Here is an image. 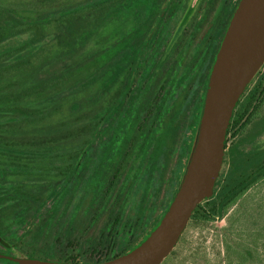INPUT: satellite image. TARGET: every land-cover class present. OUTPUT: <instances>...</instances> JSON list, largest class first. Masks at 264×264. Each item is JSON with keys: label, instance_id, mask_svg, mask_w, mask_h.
Listing matches in <instances>:
<instances>
[{"label": "rangeland", "instance_id": "rangeland-1", "mask_svg": "<svg viewBox=\"0 0 264 264\" xmlns=\"http://www.w3.org/2000/svg\"><path fill=\"white\" fill-rule=\"evenodd\" d=\"M180 1L174 0V4ZM96 2L0 0V191L5 198L22 196L1 206L0 235L18 241L23 251L35 255L52 247L54 255L61 256L87 238L98 237L115 210L124 211L125 219L137 218L143 162L135 150L125 159L123 152L114 163L105 164L93 183L81 187L79 179L44 213L35 215L36 203L62 180L72 153L90 140L96 117L113 102L126 78L128 67L118 81L112 79L115 53L123 46L124 35L130 38L135 29L138 37L146 32L140 21L135 24L129 18H115L81 50L79 40L98 12L90 8ZM202 2L196 10L192 6L180 10L169 22L170 33L177 32L176 26L186 25L178 43L183 56L174 50L143 97L142 106L157 92L173 62L185 63L202 41L221 0H214L198 20ZM9 10L20 17L17 33L11 36L6 28ZM179 33L171 40L175 42ZM31 39L32 46L18 51ZM102 50L105 55L95 64H85L87 55ZM253 82L255 85L257 79ZM260 117H264V106ZM254 125L243 135H230V144L246 136L247 144L264 147V133L252 135ZM121 161L124 168L113 180ZM263 227L264 182L229 208L222 219H191L163 264H264ZM244 248L253 251V260L244 259ZM100 253L105 255V251Z\"/></svg>", "mask_w": 264, "mask_h": 264}, {"label": "trees", "instance_id": "trees-1", "mask_svg": "<svg viewBox=\"0 0 264 264\" xmlns=\"http://www.w3.org/2000/svg\"><path fill=\"white\" fill-rule=\"evenodd\" d=\"M186 1L176 5L174 0H97L90 7L96 8L98 12L80 37L81 50L86 49L98 30L115 18H129L135 24L140 21V26L145 27L146 32L138 37L139 31L135 29L130 38L128 34L124 35L123 46L115 53L117 61L112 79L118 81L128 67L126 78L113 102L96 117L90 140L72 153L62 180L43 201L36 203L35 215L38 217L44 213L79 179L81 187L93 183L105 164L114 163L123 152L125 159L135 150L143 162L137 218L125 219L124 211L115 210V216L98 237L87 238L74 250L70 248L63 255L56 256L52 247L42 252V255L21 249L24 258L87 264L107 262L136 248L163 219L184 176L215 58L240 0L228 13L218 36L211 35L208 39L204 35L185 63L175 60L157 92L142 106L143 97L155 83L159 72L169 63L174 50L177 49L183 56L178 43L183 40L186 26L178 25L177 32L170 33L168 25L177 12L188 7L189 0ZM7 17V33L11 36L17 33L20 17L13 10L8 11ZM174 33H179L175 42L171 40ZM33 42L31 39L23 43L18 51L27 50ZM104 55L103 50L92 52L86 56L85 64L93 65ZM261 74L262 70L255 78L256 84L251 83L254 86L248 87L234 111L226 139L223 168L214 194L203 202L207 204L205 208L203 203L198 206L192 219L206 222L222 219L229 208L236 205L254 186L264 182V147L247 144L246 136L230 144V135L245 134L253 123L252 135L264 133V117H260L264 106V74ZM123 168L121 161L113 180L117 179ZM11 196L5 198L6 194L0 191V209L3 204L13 203L16 201L14 198L22 197ZM1 238L0 242L3 243L5 238ZM10 243L19 245L18 241ZM68 244L72 245L71 240ZM243 250L246 254L244 259L253 260V251L250 248ZM101 251H105V255ZM98 255L103 256L97 258Z\"/></svg>", "mask_w": 264, "mask_h": 264}, {"label": "water", "instance_id": "water-1", "mask_svg": "<svg viewBox=\"0 0 264 264\" xmlns=\"http://www.w3.org/2000/svg\"><path fill=\"white\" fill-rule=\"evenodd\" d=\"M263 67L264 0H241L215 58L191 155L168 211L132 251L107 262L88 264L164 263L180 242L195 210L213 196L234 111ZM13 264L87 263L22 258Z\"/></svg>", "mask_w": 264, "mask_h": 264}, {"label": "flooded vegetation", "instance_id": "flooded-vegetation-1", "mask_svg": "<svg viewBox=\"0 0 264 264\" xmlns=\"http://www.w3.org/2000/svg\"><path fill=\"white\" fill-rule=\"evenodd\" d=\"M181 1H183L184 3L187 2L186 0H181ZM199 1L200 0H195V3H193L194 0H189L188 6H192L196 10L199 7V4H198ZM205 1L206 0H204V2H202L200 4L201 8L203 7V5L205 6V8H202V9L200 8V11H199L200 14L197 17V19L198 18L201 19V17L204 15V13H206L207 7H209V5L214 0H207L206 2ZM237 1L238 0H221L220 4L217 6V8L215 10V13L211 17V20L209 21L208 26H207L205 32L203 33V35L201 37V40H203L204 35H207L208 39H210L211 35L218 36L217 34L221 30L224 22L226 21V17L228 16V13H230L232 11V8ZM240 1H239V3H240ZM184 10H186V9H184ZM233 16H234V14H233ZM180 26H183V25H180ZM225 34H226V32H225ZM224 37H225V35H224ZM224 37H223V39H224ZM263 74H264V70L262 71L261 75H263ZM1 237H0V240L2 239ZM10 242L11 241H9L7 239H5L3 243L0 242V254L3 255V257L0 258V264H9V262L13 264L15 259L24 258L23 254L21 253L20 245L14 246L15 243H10ZM13 242H16V241H13Z\"/></svg>", "mask_w": 264, "mask_h": 264}]
</instances>
